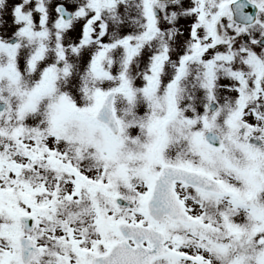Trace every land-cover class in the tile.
<instances>
[{
  "label": "snow or ice",
  "instance_id": "1",
  "mask_svg": "<svg viewBox=\"0 0 264 264\" xmlns=\"http://www.w3.org/2000/svg\"><path fill=\"white\" fill-rule=\"evenodd\" d=\"M0 264H264V0H0Z\"/></svg>",
  "mask_w": 264,
  "mask_h": 264
}]
</instances>
